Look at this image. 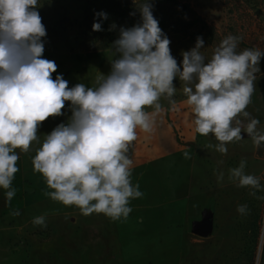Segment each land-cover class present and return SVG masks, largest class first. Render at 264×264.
<instances>
[{"label": "clouds", "instance_id": "obj_1", "mask_svg": "<svg viewBox=\"0 0 264 264\" xmlns=\"http://www.w3.org/2000/svg\"><path fill=\"white\" fill-rule=\"evenodd\" d=\"M140 20L131 27L109 25L118 31L111 42L110 71L99 72L93 86L69 82L57 73L54 60L44 57L47 36L40 15V0H0V188L6 201L16 194L12 187L19 171L16 149L27 154L33 143L39 145L32 157L33 171L43 176L53 201L75 206L84 216L104 214L113 221L126 220L133 209L130 201L143 196L131 180L133 161L129 155L137 140V129L152 133L156 117L166 109L167 99L175 109L178 78L191 109L192 124L201 136H213L209 143L227 154L229 143L247 133L253 145L264 143L260 121L246 111L255 92L257 74L264 51L245 48L237 51L242 39L228 35L205 62L202 36L182 51L178 62L171 51V40L153 14L154 0H132ZM106 12L95 13L94 32L104 31ZM71 112L67 122L57 124L41 141L39 129L49 118ZM153 109L151 112L146 109ZM248 120L246 125L238 117ZM188 157V153H184ZM247 161L229 169V179L237 187L264 190L260 178L246 174ZM224 173L217 175L222 182ZM264 199V197H256ZM240 215L248 205L237 206ZM13 215H20L19 211ZM46 227V218L33 219Z\"/></svg>", "mask_w": 264, "mask_h": 264}, {"label": "rangeland", "instance_id": "obj_2", "mask_svg": "<svg viewBox=\"0 0 264 264\" xmlns=\"http://www.w3.org/2000/svg\"><path fill=\"white\" fill-rule=\"evenodd\" d=\"M40 2V15L47 29L43 55L58 65L53 75L62 74L69 86L76 83L93 86L99 72L107 74L110 71L108 58L112 55L111 49L99 52L79 49L82 37L78 23L86 12L94 11L96 3L91 0ZM181 2L186 3L214 34L209 37L194 29L184 36L161 27L171 40V51L178 62L182 61V51L195 45L197 36L205 41L201 49L205 62L230 34L242 37L237 51L245 48L264 51V0ZM179 9L178 6L161 5L158 15L172 17L173 11ZM260 69L246 111L260 121L258 128L264 132V58ZM174 83L175 109L167 99L162 98L160 103L166 109L165 120L173 129L175 150L168 136L158 130L156 141L160 148L151 153L152 158L129 152L133 161L132 183L138 184L143 193L142 197L130 201L133 211L129 215L142 217V212H148L164 219L160 218L157 225L148 223L131 231L133 238L149 243L135 247L138 255L148 250V258L141 262L122 261L120 228L116 221L104 214L84 216L75 206H64L47 196L52 190L43 176L33 171L32 163L29 168L23 163V158L34 154L39 147L33 143L32 151L27 154L16 149L20 157L17 161L19 171L12 182L16 194L10 202L6 201V190L0 188V264H175L178 249L182 264H264V199L256 198L264 197V190L256 191L254 197L250 195L252 189L237 187L229 179V169L245 159L246 174L259 177L264 186V143L256 148L247 133H242V140L227 145V154L207 148V144L215 145L217 141L211 135L205 137L195 132L191 109L183 94V82L177 78ZM64 113L43 123L39 129L41 141L57 124L67 122L71 112L66 107ZM238 119L242 125L248 122L242 116ZM220 172L224 173L222 182L217 181ZM28 175L35 180L28 179ZM241 204L248 205L247 215L237 212ZM16 211L20 215H13ZM41 215L46 218V227L33 224V219ZM203 218L211 222L206 238L193 233L194 226ZM180 233L182 240L179 241Z\"/></svg>", "mask_w": 264, "mask_h": 264}, {"label": "trees", "instance_id": "obj_3", "mask_svg": "<svg viewBox=\"0 0 264 264\" xmlns=\"http://www.w3.org/2000/svg\"><path fill=\"white\" fill-rule=\"evenodd\" d=\"M95 4L92 13L86 12L78 23L81 32L80 48L85 52H99L111 49V42L118 36V31L109 32V25L115 23L117 26L131 27L140 20L139 13L135 16L130 15L135 10L132 0H91ZM141 0H137V5ZM161 5L178 6L180 9L173 11L172 17L158 15ZM106 12L108 19L103 22L104 31L94 32L92 25L95 13ZM153 14L158 19L160 27L173 34L187 35L191 30L197 29L198 32H205V36H213V30L206 23L196 17L186 3L181 0H154ZM193 35V34H191Z\"/></svg>", "mask_w": 264, "mask_h": 264}, {"label": "crops", "instance_id": "obj_4", "mask_svg": "<svg viewBox=\"0 0 264 264\" xmlns=\"http://www.w3.org/2000/svg\"><path fill=\"white\" fill-rule=\"evenodd\" d=\"M165 112L161 113L156 117V125L154 127V130L152 133H144L141 130L137 129V140L133 142V145L130 148V152H136L138 156H144L147 158H150L151 153H155L156 150H159L160 146L157 144L156 141V132L159 130L162 134L168 136L169 141L174 145L173 146V151L175 150V143L173 141V129L169 127L165 120ZM179 125H182V122H178ZM35 155L34 154H29L26 155L23 158V163L25 166L29 168V166L32 163V157ZM153 157V156H152ZM151 157V158H152ZM157 157V154L155 155ZM154 157V158H155ZM28 179L30 180H35V178L32 175L27 176ZM156 209H159L158 207ZM141 215H129L126 220H116V226L117 228H120V234H119V242H120V248H121V256H122V261H127V262H138V261H145L146 254L149 252L148 250H145L143 253L144 255H138L135 247L139 246H147L149 243L143 242V239L141 238H133L130 234L131 231L133 232V229H141L144 227L146 224H155L160 220H164L162 216H151V213L148 212H142ZM138 220H140L138 222ZM179 241L182 240V233L178 235ZM175 240V238H174ZM152 253V252H151ZM181 250L178 249L176 252V261L175 264H182V256H180ZM142 254V253H141Z\"/></svg>", "mask_w": 264, "mask_h": 264}, {"label": "water", "instance_id": "obj_5", "mask_svg": "<svg viewBox=\"0 0 264 264\" xmlns=\"http://www.w3.org/2000/svg\"><path fill=\"white\" fill-rule=\"evenodd\" d=\"M211 229V222L209 218H203L202 222L194 226L193 233L202 238H206Z\"/></svg>", "mask_w": 264, "mask_h": 264}]
</instances>
